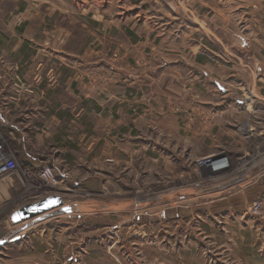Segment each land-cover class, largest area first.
Returning <instances> with one entry per match:
<instances>
[{"label": "rangeland", "instance_id": "1", "mask_svg": "<svg viewBox=\"0 0 264 264\" xmlns=\"http://www.w3.org/2000/svg\"><path fill=\"white\" fill-rule=\"evenodd\" d=\"M0 143V264H264V0H0Z\"/></svg>", "mask_w": 264, "mask_h": 264}, {"label": "water", "instance_id": "2", "mask_svg": "<svg viewBox=\"0 0 264 264\" xmlns=\"http://www.w3.org/2000/svg\"><path fill=\"white\" fill-rule=\"evenodd\" d=\"M69 207H65L62 198L59 196H49L36 203L25 205L11 216L14 225L27 223L37 218H48L52 216L71 213ZM18 240V239H16ZM6 240L0 242V246L5 245Z\"/></svg>", "mask_w": 264, "mask_h": 264}, {"label": "built area", "instance_id": "3", "mask_svg": "<svg viewBox=\"0 0 264 264\" xmlns=\"http://www.w3.org/2000/svg\"><path fill=\"white\" fill-rule=\"evenodd\" d=\"M3 145L0 143V183L5 184L6 186H9L11 184V180H12V174H14L16 172V170H14L15 166H17L16 164H14V162L10 159H8L7 155L3 152L2 150ZM223 159L226 162L227 165V161L226 159L223 157ZM208 160L205 159L203 161V164L205 167H207V165H205V162H207ZM48 175H50V172L46 175V174H42L40 175V177H47ZM47 180V178H45ZM261 204V203H259ZM259 208L258 204H254V211L257 212V209Z\"/></svg>", "mask_w": 264, "mask_h": 264}, {"label": "crops", "instance_id": "4", "mask_svg": "<svg viewBox=\"0 0 264 264\" xmlns=\"http://www.w3.org/2000/svg\"><path fill=\"white\" fill-rule=\"evenodd\" d=\"M241 52H247V48H244V50L242 49L241 50ZM13 126H11V128H12ZM241 179H239V181H238V183L236 182V180H237V178L236 179H233V180H231V181H229V182H227V185L226 186H222V187H220V188H215V189H210L209 190V192L210 193H213V194H221V193H223V192H225L226 190H228V189H230V188H232V187H234V185H236V183H237V185H239V184H242V183H244L245 182V177L243 176H241L240 177ZM236 185V186H237ZM81 207H79V209H76L78 212L79 211H81Z\"/></svg>", "mask_w": 264, "mask_h": 264}, {"label": "bare ground", "instance_id": "5", "mask_svg": "<svg viewBox=\"0 0 264 264\" xmlns=\"http://www.w3.org/2000/svg\"><path fill=\"white\" fill-rule=\"evenodd\" d=\"M216 159H212V161H213V163L211 164L210 163V165L208 166V168H209V171L211 172V174L212 175H217V174H219V173H221V172H223V171H225L226 170V168H227V166H226V162L224 161V160H222V161H219V160H216ZM211 161V162H212ZM46 178V177H45ZM52 187V186H51ZM50 187V188H51ZM14 238L12 237V241L11 242H13V241H15V242H17L18 240H13ZM10 242V241H9ZM8 241L6 242V243H9ZM5 243V244H6Z\"/></svg>", "mask_w": 264, "mask_h": 264}]
</instances>
